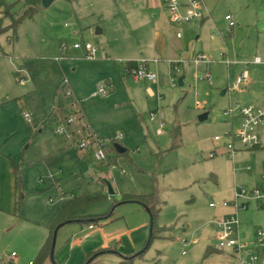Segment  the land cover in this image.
Listing matches in <instances>:
<instances>
[{
    "label": "rangeland",
    "instance_id": "374dc122",
    "mask_svg": "<svg viewBox=\"0 0 264 264\" xmlns=\"http://www.w3.org/2000/svg\"><path fill=\"white\" fill-rule=\"evenodd\" d=\"M23 1L0 0L17 3V15ZM127 1L53 0L15 30L8 18L0 22V260L11 252L17 256L13 260L28 256L23 249L39 232L49 234L62 196L100 198L79 207L55 231V264H88V253L102 247L114 253L99 254L90 264H125L126 258H132L131 264H218L228 255L236 258L229 250L205 253L208 247L218 250L215 223L234 213L231 205L221 203L233 201L234 187L247 191L264 164V152L243 150L235 137L233 155L226 149L231 142L226 135H234L239 117L235 112L230 123L224 112L236 103L245 107L247 96L242 87L221 95L226 84L214 77H224L226 71L217 62L208 67L212 86L202 64L167 68L143 58L135 61L147 62L155 80L133 82L123 55L140 47L133 44L125 23L137 12ZM129 1L137 5L143 0ZM255 1L219 0L216 24L221 32L212 41L199 42L216 53L229 50L230 62L234 53L251 48L254 28L231 37L223 33V15L228 12L235 21L236 14L248 16L250 25L255 18L247 13ZM85 44L94 50L93 59L86 58ZM4 94L16 100L5 105ZM201 115L205 118L199 119ZM99 141L114 142L124 151L98 159ZM81 142L86 146L80 148ZM53 155L57 164L47 166L44 158ZM14 166L21 179L20 216L14 207ZM151 193L159 201L155 227L163 232L148 242L147 211L123 197ZM211 202L217 205L210 207ZM224 210L229 213L221 217ZM245 211L248 223L240 226L241 237L250 236L248 249L260 250L253 236L264 231V208L248 203L238 213L241 222ZM102 215L105 219L92 223V229L81 220ZM36 257L19 264H36Z\"/></svg>",
    "mask_w": 264,
    "mask_h": 264
},
{
    "label": "crops",
    "instance_id": "0c3cea01",
    "mask_svg": "<svg viewBox=\"0 0 264 264\" xmlns=\"http://www.w3.org/2000/svg\"><path fill=\"white\" fill-rule=\"evenodd\" d=\"M197 1L199 3V9L203 14L202 19L190 22L173 23L170 19V14L164 0H143L142 3L140 2L137 5L135 1L128 0L127 3L129 5H132V7H134L137 12L135 15H128L126 19L127 21H125V23L127 22V30L132 31L131 35L134 41L133 44L136 45L137 48L140 47V50L137 52L126 51V53H124L123 55V60H127L129 64L128 66L130 68H134L136 66V59L142 58L157 61L158 63L163 64L164 67L170 68L176 65L184 66V64L186 63H192L193 59L197 55H201L209 61V63H198L206 67V73L209 74L208 67L212 62L220 63L225 67L226 75L224 77H214L215 81L218 82L222 79L226 84L225 89L221 92L223 94L221 95H224L226 92L228 93L235 90L231 89V85H233L239 73L243 69H246L248 82L245 86H240L244 89V94L247 96L245 102L248 106L264 109V64L255 65L252 63L255 57H259L261 59L264 58V0H256L253 8L248 11L247 14H249L250 12L252 14V17L255 18V20L253 18L250 19V25L249 22L245 21L248 20V16L247 19H244L243 17H241V14H236V19L240 21V23H237L236 21L238 20L235 21L230 13H224L223 21L225 22L226 32L223 31V33H228L229 36L231 35V37H233L235 36V33L238 32V30H243V28L244 30H250L254 28L255 31V38L253 41L254 44L252 45V47L247 50L243 49L242 53H234L231 62L227 59V56L231 53L229 50L225 53H216V49H212L211 47H206L204 45L209 40L212 41L215 37V34L217 35L221 32L217 29L218 27L216 24L217 22H219V18L217 16V12L219 11V0ZM179 2L181 4L180 13L184 14L186 0H180ZM227 15H229L234 21V27H229L228 22L225 20V17ZM205 23H208L209 25L203 29L202 27L203 25H205ZM236 27H240V29H235ZM198 28H200V30H198ZM177 34H180V37H177ZM201 38L204 39V44L199 42ZM1 53L4 54L3 52ZM205 53L209 55L210 58H206L204 56ZM214 56L215 60L212 59V57ZM126 68L127 65H125V72L129 77ZM143 82L152 84V81L148 80H144ZM210 86H212V84ZM2 99L5 100L3 102L7 101L6 103L2 102L5 105L10 104L16 100V98L11 94H4ZM258 136L259 146L252 150H257L261 153L264 152V124L259 127ZM260 169L261 170L259 171V174L257 173L255 179L252 181L250 188L254 187L261 181L264 175V164L260 166ZM257 207L258 205L256 206V209H259V207ZM228 213L229 211H227L226 213L225 210L222 211L221 217L225 216ZM254 214L255 216L258 215L259 217H257V220H260V214L257 212H254ZM248 215L249 213L247 212L243 213L242 222L241 220H239V229L241 225H243L244 223H248ZM92 225L93 224L88 225V229H92ZM11 229L12 228H10L9 230ZM240 231L241 230H239L240 239L243 240L248 246V244H250V242L248 241L250 236L244 237V239H242ZM49 234L46 236L45 233L39 232L37 237L23 249L25 252L29 253L28 256H25L24 258H18L16 260H13L9 257L7 259L9 260L8 264H19V260H25L27 257H31V259L34 258L36 255H38L40 248L48 238ZM255 235L256 234H254L253 236L251 234L253 238L255 237ZM99 249L97 248L92 250L88 253V256L92 254H95L97 256L99 255L98 253H100V251H104L100 254L114 253L111 249L105 250L104 247ZM253 250L256 249L252 246L248 251ZM248 251L246 250L244 251V253H242V259H239L236 255L234 256H236V258H238L239 260L233 256L228 255L224 257V259H220L218 261V264H246L245 260H247ZM260 255H264V253H260ZM15 258H17V256H15ZM234 259L238 261H235ZM13 261H15V263H13ZM78 261H81V259L79 260L78 258ZM53 262L54 261L52 258L45 260L42 264H53ZM28 264H30V262Z\"/></svg>",
    "mask_w": 264,
    "mask_h": 264
},
{
    "label": "built area",
    "instance_id": "2783aa9c",
    "mask_svg": "<svg viewBox=\"0 0 264 264\" xmlns=\"http://www.w3.org/2000/svg\"><path fill=\"white\" fill-rule=\"evenodd\" d=\"M166 3V7L168 9V12L170 14V19L173 23H180V22H190L194 20H200L203 17L202 12L199 9V3L197 0H186L185 4V11L184 14L180 13L181 4L179 0H164ZM225 20L228 22L229 27H234V21L231 19L229 15L225 17ZM177 37H180V34H177ZM73 48L79 49L80 46L78 44H74ZM86 58L87 59H93L94 58V50L88 45L85 44L83 47ZM195 64L198 63H209L207 59H205L201 55H197L193 59ZM128 63V62H127ZM253 64L259 65L264 64V58L261 59L259 57H255L252 61ZM127 73L129 77L133 81H139L142 79L148 80V81H154L155 76L148 71L147 68V62L145 61H137L136 66L134 68H129L127 70ZM204 78L206 79V82L208 85H211L212 81L209 78V74L206 73ZM248 82V75L247 70L243 69L239 75L236 77L235 82L233 85H231V89H237L240 86H245ZM99 93L104 95L103 88L99 87ZM237 112L239 121L237 124L236 132L234 135L230 131L227 133L226 137L231 140V142H228L226 144V149L232 156L235 148L232 144V138H236L241 148L244 150H252L259 146V136H258V129L261 125L264 124V109L261 108H254L252 106H246V107H240L239 105H235L233 107H229L227 110H225L224 115L228 116L231 119H233V114ZM24 116L27 118V114L24 113ZM72 119H67V123H71ZM61 131V129H59ZM216 141L220 140V138L215 137ZM86 144L84 142H81L79 144L80 148L85 147ZM210 157L213 156V154L209 155ZM97 158L103 159V153L101 150H98L97 152ZM250 170V167H247V171ZM234 198L232 202H225L223 201L221 203L222 207H228L232 206L234 209V213L230 214L229 216H226L222 220H218L215 224L217 229L219 230L217 233V239H218V250L225 251L229 250L232 251L234 255H236L239 259H242V253L244 251H248L247 244L240 239L239 236V219H238V211L240 209H245L247 204L250 202L254 203H260L261 206L264 208V175L261 179V181L256 184L254 187L249 188L247 191L244 188H236L234 189ZM239 200L243 201L242 204H239ZM217 203H210V207H215ZM91 228V226H90ZM256 242L258 244L259 249H256L260 253H264V231H257L256 232ZM184 246L187 245V243L183 242ZM256 250L248 251L247 260H245L246 264H264V255H260ZM16 255L14 253H11L10 258H14ZM9 260H0V264H8Z\"/></svg>",
    "mask_w": 264,
    "mask_h": 264
},
{
    "label": "trees",
    "instance_id": "16d2710c",
    "mask_svg": "<svg viewBox=\"0 0 264 264\" xmlns=\"http://www.w3.org/2000/svg\"><path fill=\"white\" fill-rule=\"evenodd\" d=\"M17 5V3H13V4H9L6 5L2 2H0V12L2 17L0 18V22L2 20V18L6 17L10 20V27H12L14 30L16 28V26L24 19H32V17L38 13V11L41 8V0H24L22 3L23 6V11L21 14L17 15L15 14V10L14 7ZM127 65V70L130 68L128 65V63H126ZM7 102V101H6ZM4 102V103H6ZM178 130L177 127L173 130V136L174 139L176 138V136H178ZM115 144L113 143H103L101 141H99L98 144V149L102 151L104 158L110 157V154L112 156H116L119 155L121 153H118L116 148H115ZM103 158V159H104ZM44 162L47 166H52V165H56L57 164V157L56 155L50 156V157H46L44 158ZM14 174H15V192H16V197H15V201H14V207H15V211L17 216H20V212H21V207H22V195L19 194L20 190H21V179L20 176L18 174V167L14 166ZM100 198V197H99ZM99 198L96 197H69L67 199H65L63 196L61 197V207H60V211L54 221V223L52 224L51 228H50V234L48 236V238L46 239V241L44 242V244L42 245V247L40 248L37 258H36V264H42L45 260L47 259H52L53 258V253L51 250V244H52V239L54 237L55 231L60 228L62 225H64L65 223L71 221L72 219V214L75 210H77L79 207L85 205V204H89V203H94L97 200H99ZM123 200L125 202H130V203H135L138 204L139 206H141L142 208H144L150 218V225H151V230L149 233V239L148 242H151V240L157 238V237H161L162 234V230H156L155 227V219L157 216V213L159 211V201L158 198L156 196L155 193H151V194H147V195H128V196H124ZM106 215H102V216H90L87 218H82V222H87L88 225L92 224V223H97L99 220H103L105 219ZM222 252L220 250H214L211 247L207 248V251L205 253V256H208L209 254H211L212 252ZM104 251H100V253H102ZM98 253V254H100ZM95 254L90 255V262L92 261V259L95 257ZM131 260L132 258H126L122 260V263L125 264H131ZM90 262H88V264H90ZM53 264H55L53 262Z\"/></svg>",
    "mask_w": 264,
    "mask_h": 264
},
{
    "label": "water",
    "instance_id": "95a60500",
    "mask_svg": "<svg viewBox=\"0 0 264 264\" xmlns=\"http://www.w3.org/2000/svg\"><path fill=\"white\" fill-rule=\"evenodd\" d=\"M53 0H41V7H43V8H47L50 4H51V2H52ZM100 31H97V33H99ZM177 84L179 85V86H181L182 85V79H179L178 81H177ZM221 94H223V93H221ZM205 118V115H201L200 117H199V119H204ZM115 148H116V150H117V152L118 153H122L123 151H124V149H122L120 146H118V145H115ZM109 194H112V192H111V190L109 189ZM151 230V225H150V229H149V231ZM53 248H54V237H53V239H52V244H51V250H52V253H53Z\"/></svg>",
    "mask_w": 264,
    "mask_h": 264
}]
</instances>
